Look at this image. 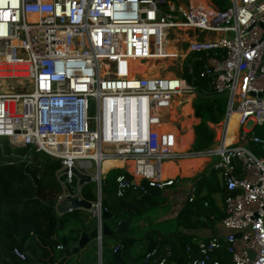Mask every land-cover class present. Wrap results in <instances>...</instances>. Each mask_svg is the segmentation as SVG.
<instances>
[{
    "label": "built area",
    "instance_id": "obj_1",
    "mask_svg": "<svg viewBox=\"0 0 264 264\" xmlns=\"http://www.w3.org/2000/svg\"><path fill=\"white\" fill-rule=\"evenodd\" d=\"M228 1L224 8L197 3L178 10L172 0H0V139L60 160L57 202L65 191L81 196L71 169L90 174L93 162L97 199L100 191V201L92 202L97 245L105 209L99 172L103 160L132 162V172L124 169L132 181L145 180L160 190L176 181L161 178V163L178 155L159 132L158 111L174 95L195 97L197 87L172 73L131 74V61L157 54L169 32L183 26L217 35L192 36L186 48L203 54L198 75L208 80L212 94L225 97L227 107L220 141L192 153L210 159V171L220 175L225 232L197 241L199 258L192 264H222L212 258L219 248L230 255L229 264H264V155L247 146L257 143L264 151V138L255 131L264 125V0ZM30 14L37 18L30 20ZM232 113L239 115L238 126L235 140L226 145ZM132 181L118 175L116 195L139 187ZM195 195L191 186L188 201ZM171 250L158 237V244L145 251L144 264H165ZM186 250L188 264L195 252L189 245ZM12 252L27 259L19 247ZM97 258L102 264L99 249Z\"/></svg>",
    "mask_w": 264,
    "mask_h": 264
},
{
    "label": "trees",
    "instance_id": "obj_2",
    "mask_svg": "<svg viewBox=\"0 0 264 264\" xmlns=\"http://www.w3.org/2000/svg\"><path fill=\"white\" fill-rule=\"evenodd\" d=\"M215 2L219 7L224 8L229 1ZM175 8L180 10L176 6ZM203 60L202 53H191L184 65L183 76L194 84L199 92L197 98L199 103H194L193 114L200 119V123L195 129L192 143L196 141L200 145L207 146L211 145L214 139V133L207 122L216 124L222 120L225 103L219 104L212 99L208 80L198 75ZM189 66L192 68L191 72L188 71ZM191 98L192 95H189L184 103L191 105ZM256 134L264 138L263 133L256 131ZM3 143L4 145H0V264H27V259L20 260L13 255L14 247H19L26 254L30 253L35 260L43 264H57L65 257L66 248H71L72 243L82 233H88L95 227L96 219L93 215H87L83 209H75L60 216L56 213L57 196L62 191L57 177L61 166L59 159L42 151H36L33 146L12 147L5 140ZM120 174L133 180L131 175L120 168L111 169L101 177V207L112 214L111 218L106 219V223L112 229L119 220L127 216L143 214L156 208L161 201L159 197L147 193L141 194L137 187L129 188L121 197L117 196L116 177ZM80 193L90 202L97 200L94 182L81 187ZM188 205L193 206L194 212L207 211L203 205L198 204L197 199ZM182 217L184 213L177 218L182 222L184 220ZM67 220L72 221V227L59 236V221H62V230H65ZM177 234L178 237L175 239L164 238L160 230L139 232L134 225H130L128 235L119 239L120 257L126 263L144 264L145 251L158 244V237H161L162 243L169 242L172 249V254L165 264H185L189 259L186 248L189 245L191 252H197L196 241H191V237L184 233ZM112 235L118 236L112 232L105 237L110 238ZM61 238L66 240L67 245L63 246L62 250H58L56 245L61 243ZM91 242L77 253L66 257L63 264H97L98 247L95 242ZM139 243L143 244L144 250L138 248ZM114 248L115 245L110 246L106 241L101 244L102 264H114L111 257ZM53 250L60 254L55 255ZM36 251L38 256L35 254ZM79 252L81 256L78 255ZM212 258L218 259L222 264L230 263V255L224 248L215 251Z\"/></svg>",
    "mask_w": 264,
    "mask_h": 264
},
{
    "label": "crops",
    "instance_id": "obj_3",
    "mask_svg": "<svg viewBox=\"0 0 264 264\" xmlns=\"http://www.w3.org/2000/svg\"><path fill=\"white\" fill-rule=\"evenodd\" d=\"M187 107L188 106L185 105L183 110L191 117L190 109ZM191 108L193 109L192 104ZM193 118L198 120L196 124L200 122L199 118L195 116H193ZM231 122L232 121L228 120L227 128ZM193 133L194 131L192 129V134L188 136V139H191L189 146L194 140ZM185 138L186 136L183 138L180 137L179 140L173 139L176 147L172 150L177 151L178 156L174 159H170L171 162H168L169 160L167 162L163 161L161 166V178L166 176L175 177L176 181L172 185L161 189L160 196L163 197V200L160 201L156 208L150 209L143 214L131 216L129 226L134 225L139 232L160 230L164 238L170 239L177 238V233H184L186 236H189V238L191 237V241H196L197 243V241L204 237L214 235L220 236L225 232L220 223V220L225 215L223 184L219 173L210 171L209 168L211 165L210 167L208 166L207 169L205 168L207 163L210 162V159L203 155L187 156L188 153L184 150L187 149L188 146L183 150L184 152L180 150L179 146L183 147ZM213 144L211 145L213 146ZM191 153L195 154L196 152L191 151ZM90 174H95V171ZM101 177H103V174H101ZM191 186L196 188V195L193 201L197 199L198 204L203 205L207 211H197L200 212L197 213L192 210L193 206L190 207L188 205L192 202L187 199V194ZM95 189H97V187H95ZM87 211L93 215L92 210ZM183 213L184 217L187 218L182 217L184 220L181 222L177 217ZM68 226L69 228H67L66 231L72 227V224ZM101 239V244L106 241L110 246H116L119 243V235H112L110 238L103 236ZM93 242L96 243V240H93L91 243ZM138 248L142 250L140 244ZM79 253L78 255L81 256V252Z\"/></svg>",
    "mask_w": 264,
    "mask_h": 264
},
{
    "label": "rangeland",
    "instance_id": "obj_4",
    "mask_svg": "<svg viewBox=\"0 0 264 264\" xmlns=\"http://www.w3.org/2000/svg\"><path fill=\"white\" fill-rule=\"evenodd\" d=\"M172 1L176 5V7H178L181 10H184L190 4H197L199 0H172ZM207 1H209L208 3L210 5L214 4V6H218V4L215 2L216 0H207ZM179 16H180V14H179ZM192 36H194V37L196 36V37H198V39H202L204 37L211 39V38H215L217 35L216 34H212V33L209 34V32L208 33H205V32L199 33V32H197L195 30H192V29H186L183 26H177L176 28L172 29L169 32L167 39L169 41V44L170 45H173L177 49L178 54L176 53V50L175 51H172V53L170 54L169 57H173L174 56L176 58H174V59H169V58L168 59H164L163 61L165 62V66H163V65L160 66L161 62L157 61V63H156L157 69L159 71H161L160 72L161 76L162 75H168L170 73H172V74H174L176 76H183L184 65L186 63L187 58L191 54V53H187V49L188 48H186V47L188 45V41L192 38ZM175 41H177L178 43L175 42ZM180 53H181V55H180ZM189 95H192V94H187L185 96H189ZM198 97H199V92H198V90H196L195 91V97L192 95V98H191L192 99V101H191L192 107L194 106V103L195 102L196 103H199V100L197 99ZM212 99H214V101L218 102L219 104H223V102L225 103L224 104L225 105V113H224V115L222 117V120L220 122L216 123V124L207 122L208 127L214 133L213 143H215V142L220 141V139L222 137V124H223V119L225 118V114H226L227 107H226V99H225V97H223V95H217V94H214L213 93L212 94ZM185 103H181V104H177V105H173V104L167 105L165 108L166 109H170L171 111H169L166 115H162V114L158 113L160 115L159 122L162 123L164 120H168V122L166 123V127L171 132L173 138L179 140L180 137L183 138V137L186 136V138L184 139L185 142H184L183 147H180L179 146V148H180V150L183 151L186 148V146H188V148L185 149L184 151H186L188 153L187 156H192L191 150L203 151V150L209 148L210 145L203 146V145H200L199 143H197L195 141V143H192L189 146V144L191 142V139H188V136L192 134V129L195 132V129H196L197 125H198V124H196L198 120L195 119V122L194 123L187 124L185 127H180L179 124L174 119H172L170 116H168L169 113L173 112L175 109H178L179 107H181V108L182 107H185V105H186V106H188L187 108L190 109L189 111H190V113L192 115L191 118H193V116H194L193 113L194 112L192 111L193 109L191 108V105L185 104ZM238 118H239L238 115H233L230 118V120H229V121H232V122L230 123L229 127L227 128V136H228V139L234 140V134H235V132L237 130V125H238ZM209 124H211V125H209ZM251 125H252V122L251 121H247L246 124H245L246 127H250ZM173 126L174 127H177L176 131L173 128ZM255 131H257V132L259 131V132H261V133L264 134V125H262V126H255ZM178 134L181 135V136H179ZM194 137H195V135L193 133V139H194ZM3 141H4V139L3 140L0 139V145H4L5 142L3 143ZM247 146L251 150H253L254 152H256L258 155H264V151L261 149V147H260L259 144H257V143H251L250 142V143H248ZM182 151H179V152H182ZM165 161L167 162L168 160H164V162ZM211 164H212V161H210L209 163H207V165H206L205 168L207 169L208 166L210 167ZM161 166H162V164H161ZM124 169H127V168L124 167ZM81 170H82V168H81ZM95 170H96V167H95V165L92 162V168L89 170V172L90 173H94ZM214 173H217V172H214ZM135 181H138L137 178H136ZM92 182H94L95 183V187H97L96 182L95 181H92ZM74 184H76V182ZM137 188L139 189L138 191H140L141 194H144L145 193L144 190H141L139 187H137ZM159 198L161 199V201L163 200V197L159 196ZM96 199H97V194H96ZM85 213H87V215H91V213L89 211H87V210H85ZM74 223H76V222H74ZM70 224H73L71 220H67L65 222V230H60L59 236L62 234V232L63 233H66L67 228H69L68 225H70ZM35 254H36V256H38L37 255L38 254L37 251H36ZM54 254L56 255V254H60V253L58 251H54Z\"/></svg>",
    "mask_w": 264,
    "mask_h": 264
},
{
    "label": "water",
    "instance_id": "obj_5",
    "mask_svg": "<svg viewBox=\"0 0 264 264\" xmlns=\"http://www.w3.org/2000/svg\"><path fill=\"white\" fill-rule=\"evenodd\" d=\"M92 109H89V112H91ZM216 143L213 144L215 146ZM72 172L76 178L77 185L81 188L85 184L91 183L92 181H95V179L92 177V175L83 173L79 169L73 167ZM63 171V170H62ZM96 182V181H95ZM97 185V182H96ZM132 185L141 187L145 193L154 196L159 197L161 190L158 187L150 186L145 180L140 181H132ZM98 202L100 201V191H98ZM99 204V203H98ZM94 205L92 202L84 199L82 196H73L68 194L67 191H65V197L61 199L59 202L55 204V210L59 214H64L66 212L75 210V209H83V210H92ZM112 214L107 212L105 209H102L101 212V234L103 236H109L112 232L119 235V239H122L128 235V227L131 221V216H127L124 219H121L117 222V224L113 227V229L106 223V219L111 218ZM97 222V220H96ZM59 229H63L62 221H59ZM98 234V227L95 225V227L89 231L88 233H82L80 237L72 243L71 248L65 249V257H63L57 264H63L66 257H68L70 254H75L79 250L85 248L91 241L95 240ZM61 244L66 247L67 243L64 238H61ZM98 249L101 251V243H98ZM111 257L113 259L114 264H126L125 261H123L120 257L119 250H115L111 253ZM199 256L196 253L192 254V259L188 264H192L193 259H198ZM27 264H43L35 258L31 256L30 253L27 254Z\"/></svg>",
    "mask_w": 264,
    "mask_h": 264
},
{
    "label": "bare ground",
    "instance_id": "obj_6",
    "mask_svg": "<svg viewBox=\"0 0 264 264\" xmlns=\"http://www.w3.org/2000/svg\"><path fill=\"white\" fill-rule=\"evenodd\" d=\"M198 3H200V5H202V6H205V5L211 6L210 4L206 3L203 0H199ZM28 18L30 20L36 19L37 15L36 14H30L28 16ZM175 42H177V41H175ZM175 50H176V53L178 54L177 49L173 45L169 44L168 39H165V42L162 43L161 47L158 50H156L157 54H154L151 57H149L147 59H144V60L133 59L131 61V65H132L131 74L139 73V74H142V75H146L148 77H151V76L152 77H160L161 76V74H160L161 71H159L157 69V65H156L157 61L161 62L160 66L161 65L165 66V62L163 61L164 58L165 59H168V58L169 59H174V58H176L174 56L173 57H169L170 54L172 53V51H175ZM153 53H154V51L151 52V54H153ZM180 55H181V53H180ZM187 97L188 96L178 95V94L174 95L172 100H171V102H170V104L177 105V104L184 103L186 101ZM169 111H170V109H166L165 107H163L162 109H160L158 111V113H160L162 115H166ZM233 115H238V114L232 113L228 120H230V118ZM168 116H170L172 119H174L179 124L180 127H185L187 124L195 122V119L187 116V114L183 110V107L182 108L179 107L178 109H175L173 112L169 113ZM167 122H168V120H164L162 123L160 122V124H159V132L162 133V134H166L167 140H168V143H169L171 149H174L176 147V144H175L173 139H175V138L172 137L171 132L166 127V123ZM173 128L176 131L177 128L174 127V126H173ZM179 136H181V135H179ZM234 140H235V138H234ZM234 140L228 139L227 129H226V133H225V136H224V143L226 145L227 144H231V143H233ZM168 162H171V161L169 160ZM124 167L127 168L131 172L133 170L132 162L124 161V160L119 159V158L111 157V158H108V159H105V160L102 161V163L100 165V168H99V172H100V174L104 175L106 172L110 171L111 169H116V168L124 169ZM131 167H132V169H131Z\"/></svg>",
    "mask_w": 264,
    "mask_h": 264
}]
</instances>
